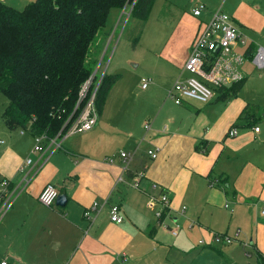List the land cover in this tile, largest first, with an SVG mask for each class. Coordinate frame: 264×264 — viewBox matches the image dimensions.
Masks as SVG:
<instances>
[{
    "label": "crops",
    "instance_id": "crops-1",
    "mask_svg": "<svg viewBox=\"0 0 264 264\" xmlns=\"http://www.w3.org/2000/svg\"><path fill=\"white\" fill-rule=\"evenodd\" d=\"M199 3L206 11L199 19L192 18L189 14ZM188 4L190 10L179 1L165 3V14L178 19L177 29H182L177 42L180 53L172 52L170 43L160 47L150 44L155 58L161 60L153 62L156 89L146 92L160 96L156 106L143 102L133 109L124 104L129 90L120 84L122 61L113 66L120 42L110 62L105 63L116 33L113 28L124 9L111 11L110 17L116 10L115 23L108 21L95 41L93 72L105 70L120 78L109 91L93 128L65 139L61 149L46 154L42 161L40 154L33 152L34 134L7 126L3 113L8 101L2 103L0 179L15 184L29 175L31 181L0 221V262L7 258L23 264H182L186 254L201 247L202 240V245L213 249L236 240L264 256V216L260 214L264 201V87L256 85L264 75L252 73L257 48L264 44L251 39L264 34V0H189ZM220 6L239 28L240 38L230 54L217 57V73L225 87L245 79L243 88L228 101L217 100V92L208 103L188 100L172 106L167 99L162 103L181 74L203 23ZM165 74L170 81L161 88L159 80H165ZM159 88L162 92H157ZM145 121H151V130L144 129ZM254 127L260 131L255 132ZM233 128L238 134L229 136ZM149 149L157 152L156 159L147 154ZM122 150H136L126 173L119 156ZM112 156L114 163L107 160ZM28 158L33 160L31 165H26ZM121 175L125 181L118 183ZM215 178L222 182L211 186ZM133 180L139 181V188L131 186ZM48 183L66 194L65 205L55 202L47 207L39 202ZM164 192L170 197V211L150 235L161 205L155 202L150 208L149 203ZM107 197L120 206L123 222H112L106 205L89 228L83 212L94 201L103 202ZM222 213L227 218L225 224ZM177 227L178 234L173 235L171 230ZM217 234L234 240L218 243ZM162 249L165 262H156L153 256Z\"/></svg>",
    "mask_w": 264,
    "mask_h": 264
},
{
    "label": "trees",
    "instance_id": "trees-1",
    "mask_svg": "<svg viewBox=\"0 0 264 264\" xmlns=\"http://www.w3.org/2000/svg\"><path fill=\"white\" fill-rule=\"evenodd\" d=\"M154 2L136 0L131 16L147 20ZM131 3L133 0H34L19 10L0 2V94L8 101L3 118L9 128L21 127L49 137L68 128L88 100L79 103V92L93 73L87 59L91 52L96 53L98 35L112 10H123ZM119 78V74L107 73L102 78L95 98L99 114ZM244 84L245 79H240L229 87L221 86L217 100H231ZM169 211L165 208L150 235ZM256 255L257 264H264V256Z\"/></svg>",
    "mask_w": 264,
    "mask_h": 264
},
{
    "label": "built area",
    "instance_id": "built-area-1",
    "mask_svg": "<svg viewBox=\"0 0 264 264\" xmlns=\"http://www.w3.org/2000/svg\"><path fill=\"white\" fill-rule=\"evenodd\" d=\"M0 2H6V0H0ZM135 2L136 0H133V3L126 6L123 13L131 16ZM127 7L130 8L128 9ZM205 11L206 6L200 4L193 9V15L200 17ZM239 38V28L232 21L231 16L223 10L222 6L210 12L209 18L203 23L200 32L192 43L189 56L182 68L181 74L168 89L167 98L171 99L177 105H181L188 100L208 103L215 99L218 89L222 86V78L220 74L217 73V57L221 54H230L234 44ZM254 63L259 69H264V47L259 46L257 48L254 56ZM105 73V70L100 72L95 71L85 83H83L79 92V103L84 99L88 98V100L65 131L59 132L54 137H49L45 133L34 135L35 145L33 152L39 153L42 161H44L43 158L46 154L61 149L65 139L77 133L88 131L96 125L99 119V113L95 106L96 92ZM142 82L143 88H146L148 86L146 79H143ZM91 88H93V90L89 95ZM151 128V121H146L144 123V129L149 131ZM254 131L259 132L260 128L254 127ZM237 134L238 130L235 128L231 129L229 132V136H236ZM2 142L3 141L0 140V143ZM147 154L152 159L157 158V152L153 149H149ZM135 155L136 150H122L119 152V156L123 161V173H126L129 170V166L135 159ZM107 160L110 163H114L115 157H108ZM32 163L33 160L28 158L26 165H31ZM30 181L31 178L29 175H26L23 180L15 184H13L11 179H0V221L8 213L9 209L13 206L19 195L25 190ZM124 181L125 178L122 175L117 180L118 183ZM221 182L222 179L215 178L211 180L210 184L211 186H217ZM131 186L139 188V181L133 180ZM59 194L60 192L56 185L48 183L40 192L38 200L44 206L52 207ZM155 202H158L161 205L160 209L156 211L157 220H160L165 208L170 209V197L167 192L160 194L159 197L149 203L150 208H154ZM106 205H109L110 207L109 216L111 221L117 224L123 222L124 219L121 215L120 206L118 204H112L110 197H107L103 202L94 201L91 207L85 209L83 212V217L88 222L89 228ZM260 214L264 216V201H262L260 207ZM161 224L162 222L160 221V225ZM177 230L178 227L172 229L171 233L177 235ZM236 235H238V233ZM233 240V237L226 234H217L215 236V241L218 243H231ZM201 243H203V240ZM0 264L23 263L19 260L10 261L6 258L2 260Z\"/></svg>",
    "mask_w": 264,
    "mask_h": 264
},
{
    "label": "rangeland",
    "instance_id": "rangeland-1",
    "mask_svg": "<svg viewBox=\"0 0 264 264\" xmlns=\"http://www.w3.org/2000/svg\"><path fill=\"white\" fill-rule=\"evenodd\" d=\"M32 1L34 0H6V3L21 10ZM169 1H179L185 3L187 10H190V6L188 4L189 0H156L147 20H141L122 12L120 14L118 23L116 22L117 24L113 28L116 33L111 42L109 52L106 55L105 63L108 64L110 62L114 51L120 42L118 51L116 52V56L114 58L113 66L117 60L122 61V64L119 67V70H121L119 73L123 75L120 84L123 83L129 90V94L126 95V98L124 99V104L131 105L133 109L143 102H149L156 106L161 100L160 96L157 94H155V96L146 94V92L153 90V88L156 89V79L154 76H152V71L154 72L153 62L161 61L160 59L157 60L155 58L154 51L150 50L151 48L153 49L150 44L158 43V47H160L164 42L165 44L170 43L172 46V52L175 54L180 53V49L177 48V42L181 39L182 29H177L178 19L171 17V15L165 14V10H167L165 3ZM200 4L203 3H199L198 6ZM127 8L129 9L130 7ZM193 9L191 10V13H193ZM224 10L226 11V9ZM115 13L116 10L112 12L109 24L115 23V19H113ZM191 13L189 15L192 18H200L194 16ZM263 35L264 34H258L255 37H251V39H255L256 42L264 44ZM94 59L95 53L91 52L89 58L87 59V63L90 64L91 67L94 65L92 63ZM96 67L97 64L95 65V68ZM155 73L157 72L155 71ZM252 73L264 75V69H258L253 64ZM141 76H144L148 82L147 90H144L142 86L143 82L141 80ZM169 81L170 76L165 74V80H159L160 87L164 88ZM258 84L264 87V80L260 83V80L257 79L256 85ZM161 88L157 89V92H162ZM256 89H258V86H256ZM253 90H255V88ZM165 100L172 102V106H176V104L171 99L167 98V94H165L162 103ZM6 101V96L0 94V106ZM223 210L226 212L224 207ZM222 219V224L227 223V218L224 213H222ZM202 244L200 245L201 247L199 249L197 248L196 251L186 254L184 256V260H182L181 263L186 264V262H193V264H210L212 262L214 264L215 260V264H257L256 252L251 245L240 246V244H238V242L235 240L231 244L225 247L223 246L222 249H213ZM220 251L222 252L220 253ZM154 255H157L155 258L153 256V260L156 262H165V249L159 250V252L155 253Z\"/></svg>",
    "mask_w": 264,
    "mask_h": 264
},
{
    "label": "water",
    "instance_id": "water-1",
    "mask_svg": "<svg viewBox=\"0 0 264 264\" xmlns=\"http://www.w3.org/2000/svg\"><path fill=\"white\" fill-rule=\"evenodd\" d=\"M66 202H67V196H66V194H64V193H60L59 195H58V198H57V200H56V203L58 204V205H65L66 204Z\"/></svg>",
    "mask_w": 264,
    "mask_h": 264
}]
</instances>
